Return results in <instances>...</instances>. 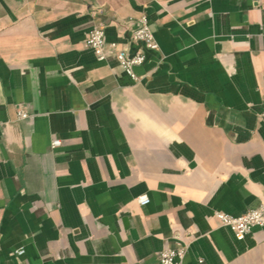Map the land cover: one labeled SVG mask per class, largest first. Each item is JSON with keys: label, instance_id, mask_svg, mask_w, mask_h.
Wrapping results in <instances>:
<instances>
[{"label": "crops", "instance_id": "0c3cea01", "mask_svg": "<svg viewBox=\"0 0 264 264\" xmlns=\"http://www.w3.org/2000/svg\"><path fill=\"white\" fill-rule=\"evenodd\" d=\"M141 15L134 83L85 41L131 53ZM259 205L264 0H0V264H264L214 218Z\"/></svg>", "mask_w": 264, "mask_h": 264}, {"label": "built area", "instance_id": "2783aa9c", "mask_svg": "<svg viewBox=\"0 0 264 264\" xmlns=\"http://www.w3.org/2000/svg\"><path fill=\"white\" fill-rule=\"evenodd\" d=\"M24 2L25 0H15ZM130 41L137 45V49L129 52L128 49L118 48L116 43H107L104 40V30L101 24L93 26L89 31L85 41V48L90 49L97 61H105L107 54L114 55L123 74L134 83L139 82L141 78L136 74V69L141 67L146 60V51H157L158 44L154 38L153 32L148 23L146 15H141L136 19V27L130 33ZM29 114L21 108L17 110L18 120L27 118ZM60 145V141L51 142V148L54 149ZM140 206L149 204L147 195L136 198ZM214 218L220 227L229 229L237 240H243L249 235L253 228L264 226V205H259L253 209L238 215H230L221 211L214 212ZM23 250L17 251L18 255L23 254ZM187 245H180L175 248L165 247L158 254V264H187ZM200 262V261H199Z\"/></svg>", "mask_w": 264, "mask_h": 264}]
</instances>
